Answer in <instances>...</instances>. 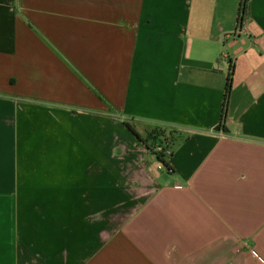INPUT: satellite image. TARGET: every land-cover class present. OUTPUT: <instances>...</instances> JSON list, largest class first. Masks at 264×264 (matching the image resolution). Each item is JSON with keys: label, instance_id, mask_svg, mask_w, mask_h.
I'll return each mask as SVG.
<instances>
[{"label": "crops", "instance_id": "1", "mask_svg": "<svg viewBox=\"0 0 264 264\" xmlns=\"http://www.w3.org/2000/svg\"><path fill=\"white\" fill-rule=\"evenodd\" d=\"M242 3L0 0V264H264V0ZM160 127L167 166L141 147Z\"/></svg>", "mask_w": 264, "mask_h": 264}, {"label": "rangeland", "instance_id": "2", "mask_svg": "<svg viewBox=\"0 0 264 264\" xmlns=\"http://www.w3.org/2000/svg\"><path fill=\"white\" fill-rule=\"evenodd\" d=\"M155 135H156V139H152L147 136V139L150 140L149 141L150 145H152V147H154V149L157 152H164V151L167 152L169 148L172 146L175 139V134H173V130L164 129L160 127L157 129Z\"/></svg>", "mask_w": 264, "mask_h": 264}, {"label": "trees", "instance_id": "3", "mask_svg": "<svg viewBox=\"0 0 264 264\" xmlns=\"http://www.w3.org/2000/svg\"><path fill=\"white\" fill-rule=\"evenodd\" d=\"M246 1H247V0H243V3H242L241 12H240V16H241V17L243 16V14H244V12H245V4H246ZM130 128H131V127H130ZM157 129H158V128H157ZM157 129H155L154 131H152V132L148 135V137H150V138H152V139H156V135H155V134H156V132H157ZM131 130L134 132V134H135L138 138H141L140 135H138V133H136V132L134 131L133 128H131ZM173 134H174V132H173ZM149 141H150V140H148V139L146 138V140H145V144L148 146V148H149L151 151H153V152L157 155L158 160L161 161L164 165L167 166V164L165 163V159H164V157H165V152H166V151H164V152H157V151L154 149V147H152V145H150Z\"/></svg>", "mask_w": 264, "mask_h": 264}, {"label": "built area", "instance_id": "4", "mask_svg": "<svg viewBox=\"0 0 264 264\" xmlns=\"http://www.w3.org/2000/svg\"><path fill=\"white\" fill-rule=\"evenodd\" d=\"M141 147L145 150H149L148 146L146 144H142Z\"/></svg>", "mask_w": 264, "mask_h": 264}]
</instances>
